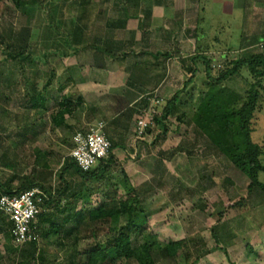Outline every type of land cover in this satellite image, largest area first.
<instances>
[{
	"label": "rangeland",
	"instance_id": "1",
	"mask_svg": "<svg viewBox=\"0 0 264 264\" xmlns=\"http://www.w3.org/2000/svg\"><path fill=\"white\" fill-rule=\"evenodd\" d=\"M141 3L143 8L160 4L161 10L146 21L143 8L135 10L138 1L131 2L135 27L130 31L122 21L128 6L124 0H25L21 7L0 3V193L3 188L18 191L29 182L51 188L59 194L46 215L56 224L83 212L72 234L71 222L58 235L49 222L39 225L37 256L43 254L44 262L16 256L12 249L20 253L24 247L14 246L11 228L0 215V264H87L84 252L105 248L114 237L113 217L90 218L91 206L107 202L136 207L144 225L133 242L149 243L157 264H264V189H249L251 181L196 120L211 88L224 89L238 115L258 81L248 118L264 168V74L256 79L245 67L219 81L234 61L264 54V0ZM133 34L135 43L128 45ZM112 37L115 45L107 46ZM107 50L111 57L104 55ZM10 53L29 58L10 59ZM191 69L197 72L191 74ZM190 76L193 83L185 86ZM40 94L47 99L44 107L33 100ZM146 94L163 100L155 108L157 117L176 94L178 99L163 122L167 132L155 124L142 140L136 122L143 107L150 106L141 99ZM67 98L73 112L57 126L59 102ZM239 119L230 123L238 128ZM100 122L106 130L120 126L123 131L110 140L118 149L114 147L104 178L85 180L70 157L74 136ZM258 177L264 185V170ZM84 196L91 205H85ZM127 222L122 217L119 227ZM127 232L134 233L131 228ZM173 242H181L185 253L170 259L162 247ZM105 264L137 263L121 258Z\"/></svg>",
	"mask_w": 264,
	"mask_h": 264
},
{
	"label": "trees",
	"instance_id": "2",
	"mask_svg": "<svg viewBox=\"0 0 264 264\" xmlns=\"http://www.w3.org/2000/svg\"><path fill=\"white\" fill-rule=\"evenodd\" d=\"M11 1L16 7H21L25 0H0L1 2ZM162 54H159V56ZM158 56V55H157ZM165 56V55H163ZM169 57V55H166ZM10 59H18L23 58L28 59L29 57L23 56L21 54H12L8 55ZM201 59V57H198ZM205 63L207 66V72L210 73V62L205 59ZM247 68L250 73L256 79H260L264 74V54H254L248 58L238 59L232 63V66L229 69L223 71L220 75L219 81L227 80L230 77L237 75L242 68ZM197 69H191V74L196 73ZM193 76H190L185 81V86L193 83ZM259 82L257 81L251 86L250 93L248 95V101L241 109V111L237 112L233 110L230 106L233 103L231 97L226 95V91L224 89H214L211 88L209 92L202 99V103L198 107L197 113V122L199 127H201L205 132H207L210 136L213 144L227 156V158L232 162V164L244 173L247 178L251 181L249 185V189L251 190L254 187H260L264 189V185L259 181V173L264 170L259 161L260 157V149L257 144H255L252 140L251 129L249 126V118L251 112H253L257 97H258V87ZM178 99V94H176L167 104L165 112L160 117H155V124L163 129V133L167 132L166 127L163 125L164 120L173 114L174 108L176 106ZM35 101V105L45 106L47 99L43 97V95H38L33 98ZM73 103L70 98H67L65 101L59 102V109L54 117V122L57 126H62L65 124V114H71L73 112ZM239 116V126L234 125V123H230L233 117ZM233 126V127H232ZM235 126V127H234ZM232 127L233 129H231ZM235 129V131H233ZM152 132V129L149 130ZM148 132V133H149ZM113 149L112 146V155L109 159L103 161L96 169L90 172H83L79 168L75 166L72 162L73 166L77 169L78 173L85 180L93 179L99 180L103 179L107 170L109 169V164L113 159ZM35 186V183H27L18 191H13L11 189L2 190V194L12 195L18 194L23 191L32 189ZM47 193L48 198L45 200L43 206V212L39 215L37 220V232L39 234L40 228L39 225L49 222L53 227L51 229L52 233L60 234L63 230V226L65 223L71 222L74 223L71 230L68 231L70 234L74 232L75 225L79 222L81 216H83V212L79 211L77 213H72L67 215L63 219L62 224H56L55 221L50 217V215H46L48 208L56 201V197L59 194L56 191H53L51 188H46L41 186ZM63 192L67 190V184L62 189ZM85 205H91L88 196H84ZM108 207L109 211H105L104 207ZM91 210V219L99 220L104 217H113L114 221V237H112L111 241H109L107 247H102L101 245H97L91 250L85 251L84 253L88 255L87 264H105L108 261L114 262L117 259L126 258L128 260H134L137 264H157L155 257L152 252L151 245L149 243H143L138 245V241L134 244V237L138 240L140 238L142 232V226L144 222L139 221L137 219L138 212L136 207H132L125 202H107L102 203L99 207H90ZM69 209H64L62 212H68ZM1 215V214H0ZM1 217L8 223L11 228V223L7 221L5 217L1 215ZM122 217H127L128 222L124 227H119V222ZM131 228L134 233H128L127 229ZM11 236V235H10ZM22 251L17 252L12 249V251L16 252V256L22 260H33L34 262H44L45 257L43 254H39L37 256L38 248L36 242L27 243L24 246ZM162 250L166 252V255L173 259L178 255L182 249V243H169L162 247ZM184 252V251H183ZM185 253V252H184ZM198 261V259L196 260ZM195 261V262H196ZM18 264H25L24 261H20ZM62 264V263H60ZM195 264V263H194Z\"/></svg>",
	"mask_w": 264,
	"mask_h": 264
},
{
	"label": "built area",
	"instance_id": "3",
	"mask_svg": "<svg viewBox=\"0 0 264 264\" xmlns=\"http://www.w3.org/2000/svg\"><path fill=\"white\" fill-rule=\"evenodd\" d=\"M141 99L150 102L148 108L143 107L141 116L136 122L137 138L144 140L155 125V117H157L155 108L163 100L158 95L152 97L151 94H146ZM104 129L105 124L100 122L74 136V147L70 157L81 171L90 172L96 169L112 155V143ZM47 198L48 193L41 186H35L18 194L0 195V214L11 223L10 235L15 247L38 241L36 223L43 212Z\"/></svg>",
	"mask_w": 264,
	"mask_h": 264
},
{
	"label": "crops",
	"instance_id": "4",
	"mask_svg": "<svg viewBox=\"0 0 264 264\" xmlns=\"http://www.w3.org/2000/svg\"><path fill=\"white\" fill-rule=\"evenodd\" d=\"M133 1H135V0H124V3H126L128 6H125V8H124V14L126 15V16H123V18H122V21H126V23L124 22V30H127V31H130V30H132L135 26L133 25L134 24V22L132 21V18H130L131 17V15H130V10L132 9V8H130V5L129 4H131V2H133ZM138 1V4H140V6H138V8L137 7H135V10H140L141 8H143L142 7V3H141V0H137ZM159 7H161V5L160 4H156L154 7H144L143 8V10H144V13H145V15H146V21H148L149 19H150V15H152V13H154V14H156V12L158 13V11H160L161 9L159 8ZM113 12L114 13H116V11L113 9ZM129 12V13H128ZM111 13V12H110ZM108 16H109V14H108ZM109 18V23H111V24H113V23H115L114 22V20L112 19V17L110 18V17H108ZM127 23H128V25H127ZM122 25V26H123ZM130 34H132L131 32H130ZM171 35H173L172 33H170ZM134 35L135 34H133V35H129V37L130 38H128L129 40H130V43L128 44V45H131V44H133V43H135V40L136 39H134L135 37H134ZM126 38V39H127ZM83 39V38H82ZM92 39H94V37L92 38ZM127 39V40H128ZM83 40H86V39H83ZM95 41V40H94ZM117 41H119V40H117ZM114 42H116V38H114V37H112L111 39H109L108 40V42L106 43V45L107 46H109V45H112V44H114ZM120 42V41H119ZM95 42H88L86 45L87 46H95V44H94ZM161 43H162V41H161ZM115 45V44H114ZM82 52V51H81ZM87 53L89 54V55H91V54H93L91 51H87ZM104 54V53H103ZM112 54H113V52L111 51V50H107L106 52H105V56L106 57H111L112 56ZM162 54V53H161ZM158 56H159V53L157 54ZM156 55V56H157ZM169 55V54H168ZM89 68V70H94V68L93 67H91V66H89L88 67ZM138 68V67H137ZM137 68L135 69V70H137ZM132 95H134V93L132 94ZM93 125H96V124H93ZM92 126V125H91ZM91 126H89V127H91ZM117 127V128H116ZM106 130V129H105ZM119 131V132H122L123 131V128L122 127H120V126H115V128H111V129H107L106 131H105V134H106V136L108 137V138H110L109 140H111V141H114V134H116V131ZM130 142V138L128 137H126V138H124V142H123V144H126V143H129ZM122 144V143H121ZM122 144V145H123ZM122 145H119V147H121V149H122ZM127 145V144H126ZM114 147L115 148H117L118 146L115 144V142H114ZM124 147V146H123ZM113 149V153H116V150L118 149Z\"/></svg>",
	"mask_w": 264,
	"mask_h": 264
}]
</instances>
